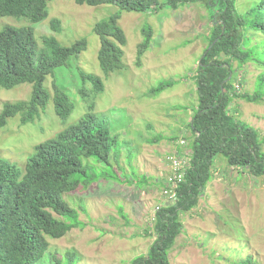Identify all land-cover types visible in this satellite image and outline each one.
<instances>
[{"label": "rangeland", "instance_id": "rangeland-1", "mask_svg": "<svg viewBox=\"0 0 264 264\" xmlns=\"http://www.w3.org/2000/svg\"><path fill=\"white\" fill-rule=\"evenodd\" d=\"M234 2L236 14L250 25L253 19L249 14L253 16L251 10L258 0ZM116 12L112 5L90 7L72 0H52L48 17L41 23L0 18V31L6 26L31 27L38 48L43 47L44 37H54L65 47L81 39L87 41L86 51L72 57L44 82L51 96L54 82L65 91L74 103L70 116L60 120L51 100L45 113L32 123L21 125L20 116L8 119L0 129V160L24 172L35 146L87 113L79 94L80 71L102 81L105 90L95 97L94 113L116 137L121 150L118 164L113 165L118 181L100 179L62 195L78 210L84 227L71 230L61 239H48V251L38 264H65L67 253H75L76 264H130L146 256L156 240L158 208L175 203L162 196L171 174L167 159L176 153L191 157L189 123L197 106L193 77L209 43L214 12L202 1L177 10L123 11L119 25L127 40L122 48L125 67L106 76L99 67L100 40L93 29ZM53 20L60 21L59 32L53 31ZM145 27L152 30L153 38L138 62ZM244 33L247 48L256 50L258 59L264 60V37L250 28ZM231 63L237 74L233 84L241 87L235 89L236 94L257 92L264 66L249 61L239 68L237 62ZM164 82L172 83V87L155 96L153 90ZM87 88L92 92L90 85ZM31 92V84L11 90L0 88V113L6 103L30 100ZM228 110L238 121L256 129L261 138L264 136V99L260 103L234 99ZM182 140L183 146L179 144ZM95 167L99 169V163ZM212 172V181L198 205L181 214L182 233L169 253L170 264H264V177L229 166L222 157L216 159Z\"/></svg>", "mask_w": 264, "mask_h": 264}, {"label": "trees", "instance_id": "trees-1", "mask_svg": "<svg viewBox=\"0 0 264 264\" xmlns=\"http://www.w3.org/2000/svg\"><path fill=\"white\" fill-rule=\"evenodd\" d=\"M50 1L0 0V18L41 23L48 17ZM72 1L78 5H112L118 9L93 29L100 40L99 67L106 76L125 67L122 48L127 40L119 25L123 11L177 10L202 1L214 12L211 13L213 28L209 43L193 77L197 106L189 123L193 136L191 168L180 185L177 202L157 211L156 240L147 255L130 262L170 264L169 253L182 233L181 214L198 205L200 196L212 181V169L218 157L226 160L229 166L248 170L254 177H264V136L261 138L256 129L238 121L228 110L234 99L248 103H260L264 99V74L258 78L257 92L236 94L233 81L237 74L231 63L237 62L239 68L249 61L264 66V60L258 59L256 50L247 48L248 37L244 33L250 28L264 37V0H258L251 10L253 16H249L253 20L250 25L236 14L234 0ZM51 26L54 32L61 30L59 20H53ZM142 34L144 41L139 46L138 62L153 38L149 27H145ZM86 49V39L65 47L54 37H44L43 47L38 48L31 27H4L0 31V88L11 90L31 84L32 92L28 101L3 106L0 129L7 125L8 119L16 116H20L21 125L40 119L51 100L58 118L67 120L74 110V103L55 82L51 96L44 82ZM80 78L79 94L86 103L87 113L53 138L35 146L24 172L0 160V264H38L48 251V239L58 240L71 230L84 227L78 210L72 208L62 195L100 179L118 181L120 178L113 167L118 164L121 151L118 141L94 113L95 97L105 90L104 85L97 76L83 71H80ZM87 85L92 87V92H88ZM171 85L164 82L153 90V94L160 95ZM98 163L99 169L95 167ZM65 264H76L75 253H67Z\"/></svg>", "mask_w": 264, "mask_h": 264}, {"label": "built area", "instance_id": "built-area-1", "mask_svg": "<svg viewBox=\"0 0 264 264\" xmlns=\"http://www.w3.org/2000/svg\"><path fill=\"white\" fill-rule=\"evenodd\" d=\"M236 89L240 90V86L236 85ZM184 141H180V145H184ZM168 165L171 167V174L166 178L162 189V196L165 198L178 200V190L184 182L187 171L191 167L189 156H180L177 153L171 155L168 159ZM159 209V208H158Z\"/></svg>", "mask_w": 264, "mask_h": 264}, {"label": "bare ground", "instance_id": "bare-ground-1", "mask_svg": "<svg viewBox=\"0 0 264 264\" xmlns=\"http://www.w3.org/2000/svg\"><path fill=\"white\" fill-rule=\"evenodd\" d=\"M238 85H239V84H238ZM233 86H234V89H236V85H233ZM239 86H240V85H239ZM240 88H241V87H240ZM179 144H180V142H179ZM189 159H190V158H189ZM190 163H191V159H190ZM190 168H191V167H190ZM188 171H189V170H188ZM188 171H187V172H188ZM185 177H186V176H185ZM165 181H166V180H165ZM164 184H165V183H164ZM163 186H164V185H163ZM175 203H176V202H175ZM175 203H174V204H175ZM159 209H160V208H159ZM159 209H158V210H159Z\"/></svg>", "mask_w": 264, "mask_h": 264}]
</instances>
